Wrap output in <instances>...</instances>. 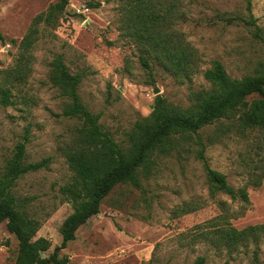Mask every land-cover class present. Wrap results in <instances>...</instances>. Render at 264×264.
I'll return each instance as SVG.
<instances>
[{
  "label": "rangeland",
  "instance_id": "374dc122",
  "mask_svg": "<svg viewBox=\"0 0 264 264\" xmlns=\"http://www.w3.org/2000/svg\"><path fill=\"white\" fill-rule=\"evenodd\" d=\"M129 1L69 0L54 25H35V19L60 0H0V84L8 74L13 78L20 66L29 67L26 80L13 87V104L0 106V174L26 136V163L51 159L48 169L25 175L14 189L19 199L29 200L26 212L41 222L37 238L52 243L44 257L62 245L61 227L82 203L65 193L73 172L62 149L80 122L61 116L67 99L50 78L57 56L72 74H82L83 103L101 116L102 126L119 143L152 113L158 96L175 107H189L192 91L210 88L204 72L213 61H221L232 78H242L253 75L264 60V42L250 24L253 18L264 34V0H169L185 14L175 27L198 50L200 70L191 81L179 82L149 59V73L124 32L123 11ZM34 27L37 40L25 52L22 43ZM214 131L208 128L203 135ZM254 145L253 137H234L210 146L206 156L211 167L239 189L248 181L250 159L264 158V150H254ZM249 196V207L221 193L212 198L204 165L193 154L163 158L142 189L116 187L100 214L79 228L59 257H67V264H141L152 259L154 264H195L199 257H205L206 264H250L247 249L220 251L205 236L220 219H225L224 227L237 230L264 224V187L250 188ZM188 205L197 210L182 213ZM18 251L16 236L7 222H0V264H15ZM260 257L264 259V246Z\"/></svg>",
  "mask_w": 264,
  "mask_h": 264
},
{
  "label": "trees",
  "instance_id": "16d2710c",
  "mask_svg": "<svg viewBox=\"0 0 264 264\" xmlns=\"http://www.w3.org/2000/svg\"><path fill=\"white\" fill-rule=\"evenodd\" d=\"M68 5L69 0H60L47 13L40 14L34 24L44 22L54 25ZM181 18H185V14H180L177 4L169 0H130L123 11L122 24L127 37L141 52V64L149 73H152L149 59H153L177 81L188 82L199 73L201 56L176 29L175 23ZM250 24L256 29L255 35L264 42L263 31L253 18ZM36 33L37 28L34 27L23 41L25 52L35 44ZM0 40L4 41L1 32ZM28 71V64L22 65L14 72L13 78L8 74L3 79L0 84V106L13 104V87L26 80ZM204 77L210 88L192 91L189 107H175L158 96L152 113L138 121L119 143L102 126L101 116L83 103L79 94L82 74H72L63 58L57 56L52 63L50 78L67 99L61 116L80 122L62 149L73 172V181L65 188V193L71 200L82 203L61 227L62 245L56 247L53 254L44 257L52 243L46 238H37L41 222L26 212L29 200L19 199L14 189L25 175L48 169L51 159L26 163L29 143L26 136L0 174V222H7L8 231L19 242L15 264H67L68 258L61 259L59 253L76 239L80 227L100 214L104 200L113 190L120 185L142 189L144 179L155 174L160 160L174 155L193 154L203 163L212 198L221 193L231 197L233 202L240 201L249 207V189L264 187V158L257 153V160L250 159L252 166L248 181L236 189L230 185L225 174L211 167L206 152L210 146L234 137L246 140L253 137L254 150H264V60L253 75L242 78H232L223 63L216 60L204 72ZM8 82L13 86L9 87ZM208 128H215V131L205 137L203 131ZM196 210L197 207L188 205L182 209V213ZM224 220H216L212 229L205 233L214 247L220 251L227 249L231 253L245 248L250 264H264V259L260 257L264 246V224L237 230L224 227ZM250 247L253 250L249 253ZM141 264H154V260ZM195 264H206V258L199 257Z\"/></svg>",
  "mask_w": 264,
  "mask_h": 264
},
{
  "label": "water",
  "instance_id": "95a60500",
  "mask_svg": "<svg viewBox=\"0 0 264 264\" xmlns=\"http://www.w3.org/2000/svg\"><path fill=\"white\" fill-rule=\"evenodd\" d=\"M155 93H156V94H159V93H160L159 89L156 88V89H155Z\"/></svg>",
  "mask_w": 264,
  "mask_h": 264
}]
</instances>
